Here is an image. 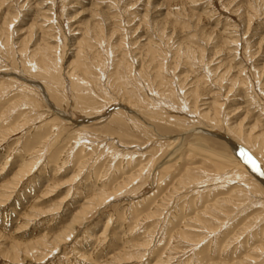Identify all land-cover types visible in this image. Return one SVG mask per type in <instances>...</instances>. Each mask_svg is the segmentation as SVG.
Wrapping results in <instances>:
<instances>
[{
	"label": "rangeland",
	"instance_id": "1",
	"mask_svg": "<svg viewBox=\"0 0 264 264\" xmlns=\"http://www.w3.org/2000/svg\"><path fill=\"white\" fill-rule=\"evenodd\" d=\"M0 2H1L0 20H1V17L5 15V12L6 13L8 12V10H9V13L11 14L17 11L16 13L19 19L17 21L14 20L16 23L12 25L14 27L13 30L17 31L13 37L14 41L17 43L21 41V39H23L24 37H27V34H29V31L27 32L28 30L27 28H29L30 25L32 24L33 25L36 24L35 22L36 20H39V22L43 23V19H46V18L48 19V17L53 16L52 21L56 20V22L55 23L52 22L54 24L52 26H55L56 30L58 29L57 31L55 30L54 32L58 34V32L61 30L62 33L66 36L65 38L67 39L66 40L64 38L67 41V47L64 49L62 47V49L58 51V53H60L62 57H64V68H62V71H65V72H63V74H66V71H67L66 67L70 64V62L75 60L74 64L75 62L78 63V58L76 57L78 56V54L76 55V52L78 51L79 48H81L82 42H84L82 37H85V36H83V34L89 30V26H91V24L93 25L95 21H101L102 23H104V28L107 32H110L112 28H114L115 30L118 29L116 30L118 33L116 32L115 36L111 40L112 44H115L120 38L126 39L125 42L128 45L125 46L124 48L126 49L125 51L129 53V59L131 60V62H133V70L135 74H137L136 72H138L140 68V63H142L141 62L142 58L141 60L139 59L140 58L139 53H141L142 51L146 52L145 50H146L148 43L152 45L156 43L155 46L160 44L159 47H160L161 52L164 51V53L168 55L167 57V55L165 54L166 55L165 58L167 59H165V64H164L165 65V69H164L165 75H167L166 79H168L169 81H172L174 86H178L177 84H180L178 81V77L180 76L179 77L180 80L181 78L184 77V82H181V83L184 84L185 82H187L188 84L186 83V86L185 84H184V87L182 86L183 91L186 88L189 94H186L187 92L185 93L186 91L185 90L183 93V95L185 94L184 96L181 95L182 96L181 98L177 96L178 100L174 101L175 104L172 103L173 105L172 107L175 108L177 113L176 112L174 113V111H172L174 109H172L171 107V109H169L170 112L168 111L169 115H172V116L177 115L178 117H183V118L186 117L185 119L186 121L189 118L187 123H185L187 126L192 125V123L196 124V122H197L196 125H199V128L203 126L201 124L202 123L201 120H199V117L196 114L191 113L192 110L190 109L191 107L190 105L192 106L197 105L195 104L196 99H191L190 97L187 96V95H191L192 88L196 85L195 83H198V82L199 84L201 83L199 86H202L200 87L202 91V96H201V99L200 97L199 99L203 101V103H205V101L206 102L210 101L211 103L213 102V103H218V104L223 103L222 104L223 109H225L224 112L227 114V117H226V114H224L225 117L222 116L223 119L221 118L222 121L225 122L226 124L224 126L222 124L221 126H218L221 128L216 129L217 128L216 126L213 131V129H211L210 127H207L206 125L202 127L203 129L205 128L209 131H213L217 133V136L215 137L211 135L208 136V134H197V133L194 134L193 132L191 133V131L188 132L190 128H188L187 126L183 128L182 127L178 128L179 126L177 125H176L177 127L175 126L176 123L169 125L170 123H174L175 121L167 122V124H165L166 121H163L162 123L156 120L154 121V119H151V115L155 113V110L154 108L148 107L152 103H149V105L147 106L148 108L146 107V110H147L146 115L142 113L143 114L142 116L140 115V112L137 111L138 109L134 110V108H132L133 109L132 111L131 106L128 105V103L121 101L120 99H118L120 103L117 101L116 103L112 102L110 103L109 106H107L108 110H106V108L103 110V112L106 110L105 113L102 112L104 117H101L102 116L101 113H100L101 115L88 116L84 114L86 113L85 111L87 110V114H88L89 110L91 111L93 109H96L97 108L96 106L100 105V103H96V102L100 101V97H103V96L106 97L107 94L99 91L98 93L99 96H97V98L95 99L97 101H95L93 104L91 103L92 105L89 104L90 106L87 105L88 109H86V106H85L84 109L86 110L83 111L84 105L82 106L80 104L77 107H75V102H74L75 100L73 98V89H71L72 88L71 81L68 77L69 75L67 74L66 76L64 75L65 77L64 90L66 91V93L64 92V94H62V98L55 95L57 98L55 99V97L53 98V96L48 95L47 97L48 100H44L40 102L41 107L37 111H34L33 109H31V107L27 105L26 102L22 103V101H18L19 91L15 90L16 89L15 85H11V84L0 85L1 87L0 89L5 88L7 86L9 87V89H11V90H7L10 92V94L7 95V97L4 96L5 98L0 99V128H1L0 129V133H1L0 134L1 135L0 136V140H1L0 142V190L2 189L3 185L11 184L10 182H12L13 178L18 174L19 169L21 170V168H23V165L26 166V163L28 165L30 161L31 162L37 161L33 170L29 172L28 175H26L25 179H22L21 181L22 184L20 183L21 185L19 184V187H16L14 189L13 191L14 193L12 197L9 198L10 200L9 199L6 201L4 200V204L1 203L0 205V234L5 235L7 238L6 240L2 242L1 245L6 244V243L7 245H11L13 241L34 242L36 240L41 239L43 236L52 238V236L54 237L56 235H59L66 228V226L70 223V221L72 220V217H74L78 212H80L82 208H84V206H86L87 203L90 202V199H92L94 195L96 194L99 195L101 188L103 189V187L106 186L104 190H107L110 193L112 192V190L114 191V188H116V186L114 184L109 186L107 182V180H109V178L115 174V171L112 168L121 169V167H123L124 170L126 169L125 171L124 170L122 171L123 173H126V175H123V178H125V180L127 179L128 177L127 175L128 174L130 175V172H128L127 170V158L124 157L123 153L128 154V156L132 158L138 157L139 160L137 159L138 160L137 162L139 163L141 162L140 164L145 165L148 162L149 157L148 156H147L148 158L147 157L145 158V156L142 157L143 152L147 154L149 153V150L151 149V151L153 150V153H154V149L158 150L160 148L158 151V155L160 156L158 157L157 155V157L155 158V159L158 158L156 161V166H153V168H155V171H154L155 173L154 172L152 173L149 171L150 174L152 173L151 178H149L148 181H143L142 189L140 188V190H138L137 193H127L126 195L123 193L121 195V193H119L117 195L118 197L114 198L115 200L110 199L109 202L107 201L108 203L106 202V204H103L97 207L93 211L92 214L86 217L87 219L84 221V223L81 224V226H78V228H76L75 233L77 235L74 234V237H72L71 239L69 238L70 241L68 240L66 246L65 247H63L64 245L62 246L63 250L61 251V253L59 251H58L59 254L58 253L56 254V252H53L54 253L52 254V256L54 255L53 257L50 255L48 259H45L44 261H41V262L39 261L41 259V256L38 255L37 259L36 260L34 259L35 261L33 259H29L26 262L19 263V262H13L11 260L6 259L3 256V254H1L0 252V264H220V263L221 264H227V263L228 264H237V263L238 264L239 263L240 264L241 263L259 264L258 260L263 258L262 254H264L263 251L262 252L259 251L260 247L262 248L264 246V208H263L264 205H261L262 203H264V198H263L264 197V191H263L264 186H262V184L260 185L261 193L263 192L262 194L258 195L250 190L251 192L248 191V194H249L248 195L246 192V189L249 190L248 188H250L251 186V184H249L250 182L242 181L243 182L242 183L240 182V180L239 181L236 180V183L235 182L231 183V185L229 184L228 186L224 185L223 187L224 190H223L221 187L222 185H220L222 183L220 180L221 179L223 180L227 176H229L230 175L229 173H232L231 175L235 174L236 169L238 170V167H239V170L237 171L236 174H238L239 172L248 174L249 168L250 169L253 168L251 163L249 165H246L238 157V155L242 156L244 160L245 158L243 154H241L238 151H237L238 155L235 154L234 148L231 147L230 143H233V145H237V147H238V144L232 138L231 133L228 132L227 125H230V124L236 125L237 123L239 124L245 118V121H244L245 127H249V126H253L254 124H257L258 126H260L259 130L264 131V125H262V123L264 122V4L262 3V1L261 0H54L55 8L54 7L49 8L51 5L44 6L45 8L43 6L41 7L43 10L45 9L44 11L43 10L41 11L42 16L36 13L37 9L35 11L34 6L32 5V3L34 4L39 3V2H35V0H32V2L29 4V7L25 5L23 0H0ZM31 8L33 10H31ZM18 9H19V12H18ZM49 9H51L50 10L51 14L47 13L48 15L44 16V13L47 12ZM53 10H54V13H53ZM145 14L148 15L147 18L144 16ZM108 18H110L111 20L108 21L107 20ZM161 27H166V34L168 35L169 39L161 38L160 36ZM48 28H49V24L48 26L45 27V29L40 28L38 30H35V34H34L35 38L33 39L32 44L30 43V40H28L27 41L29 42L28 45L32 46L35 43L36 45H38L42 43V41L45 43L46 38H47L46 36H49L48 41L51 42L50 44H52L53 43V40L51 38L52 33L47 32ZM19 30L20 32H18ZM44 32L47 34H45ZM18 33L20 34L18 35ZM21 33H23V35ZM231 36L233 37L235 36L234 37L235 39L234 38L233 39L234 41H238V42H234ZM89 37L91 38V36ZM170 39H171V42L168 41ZM92 40L95 42L93 38ZM173 41L175 42V44H178L179 42L195 43L197 45L196 48L199 49V51H200V47H202L201 49L205 51V61L208 63V68L206 69V72H205V66H202L199 60L190 59L191 62H189V60L188 61L185 60V62H183L181 59L176 60L175 54L177 52L176 51L177 45L172 46ZM77 42L79 43L81 42V44H78ZM77 44L78 46L79 45L81 46L78 47ZM230 44L232 45L230 46ZM16 47H15L16 49L19 48L18 45ZM78 57L79 59H81L80 58L81 55H79ZM16 60L19 61L20 63L22 62L20 54H17ZM2 61L5 63L8 62L7 60H4L0 57V82L2 80V77H5L7 81L8 80L10 81V79H16L18 74H12V71L13 73L15 71L12 69L11 65H9L8 63L5 64ZM224 62L227 64H225ZM222 64H225V65L223 66ZM238 68L241 70H239ZM211 69L213 70V72ZM228 69L231 70L230 71L231 74L229 73V76L228 75L226 76L227 79H224L222 81L221 80L222 76L225 73H227ZM9 71L11 73H9ZM97 71H99V69H97ZM147 71L149 70H146V73H145L146 75H147ZM172 74L175 77L178 76L176 77V80H174V82L171 79ZM207 75H210V76L207 77ZM219 75L221 77H218ZM239 75L241 76L239 77ZM185 76H187V78ZM215 76L217 78H215ZM200 77L202 78L201 81L203 82L199 81ZM232 78H234V80L238 82L237 83L233 82ZM17 79H19V77ZM34 80H37V82L34 81L36 83L32 82L33 83L32 85H35V84L37 85V86L35 85V87L40 88L38 86V84L40 83L43 85L42 81L40 82L38 78ZM11 81L14 82L15 80H11ZM221 81H222V84H221ZM224 82L225 84H223ZM135 83L137 82H133L132 84L133 86L131 85V87L133 88L137 87ZM13 91H16V92L13 93ZM228 92L230 94H228ZM217 94H219L220 96ZM222 94L224 95V97ZM64 95L67 97V99L65 98ZM49 97H51V99ZM185 98L186 99L190 98V99L187 101ZM202 98L203 99L206 98V99L202 100ZM222 98H224L225 104ZM183 99L187 101L189 104L187 105L186 104L187 102L186 103L183 102L184 101ZM169 100H170L169 98L165 100V102L167 101V104L165 105L167 106L171 105V102L173 100H171V102ZM193 100H195V102ZM199 101H197L198 106L201 105V108H202L204 105L201 103V101L199 103ZM226 101L229 105H227ZM55 102L57 103V105H55ZM190 102L191 103L193 102V104H191ZM48 103H51L53 108L52 107L49 108ZM123 103L124 105H122ZM94 104L95 105L97 104V105L95 106ZM181 105L187 108V109L186 108L183 109L182 111L183 113L180 112L183 108ZM225 105H226V108H225ZM1 106L2 108L3 107L4 108L2 109ZM80 106L83 109L82 111H81ZM122 107L124 109L127 108L126 109L127 113L132 115L134 120L137 119L136 121L139 122L141 127L137 128L135 127V125H130L131 126L130 127L128 126L129 123L127 124L125 123L126 126L122 128V130L123 129L125 130L122 131L120 127L117 128L116 125L114 126L112 124L111 114L116 113L119 110H123ZM241 107L243 109H241ZM150 109L152 110V112H150L151 111ZM261 109L263 110V112ZM46 110H47L49 117L43 119L45 120L43 124L44 123L50 124V122L52 121H56V123H60V124H58L57 127H54V128L48 124L46 125L47 130H45V127H43L44 129L43 128L36 129V127H41L43 125L42 123H38L37 124L38 126H36L30 131L27 128L28 125L30 124L29 127L31 128L32 126L31 124H33L32 122L34 121L36 122L39 120V117L37 114L42 111H46ZM49 110L52 113L49 112ZM56 110L57 111L61 110L65 116H68L71 118L72 122L70 121L69 123H66L62 119L57 118ZM185 110H188L187 112L188 114H186ZM123 111L126 112L125 110ZM14 113L15 114L17 113V114L15 115ZM32 113H34V116L36 114L38 118H36V116L32 117L33 115ZM27 115L30 116L29 118H31V119L28 118V121L29 120H32V121H29L28 125L22 128V130L25 128L22 131L21 127L19 128V125L20 123L23 124L24 121L26 122V118L28 117ZM139 115L141 117H139ZM20 116L22 117V119ZM193 116L198 119L194 118ZM17 117H19L18 120H17ZM32 118H34L35 120ZM190 119L193 121H191ZM194 119H196V122ZM13 120H15V122ZM16 121L19 123H17ZM8 124H13L12 125L13 127L12 126H10L11 128L8 127L7 126ZM172 125H174L175 127ZM81 127H83V129L86 130V134L84 135L89 134L87 138H85L86 136H82L83 137L82 138L83 140L81 139L82 144H85V145L91 144L90 149L91 148L94 149L95 154H98L99 152L100 155L98 154L99 155L98 157L102 158V160L104 159L103 160L104 162L99 158L100 160L97 162L96 166L92 167L86 164V166L82 167V165H80L77 161L75 160L73 161L71 157L68 158L69 155L67 153L70 152L71 144L74 143V138L76 137L75 136L76 132H78ZM12 128H15L16 131L12 132L11 135L7 139L2 138L3 136L2 132L5 131L6 133H9L10 131H12ZM184 128H186V130ZM115 129H117L118 131ZM224 129H226L227 131ZM42 130L45 133H43ZM48 130L50 132H48ZM125 132L126 134H124ZM46 133H48V135ZM43 134L45 138L42 136L41 139L42 138L43 139L41 141V139L39 138ZM56 134L59 136H57ZM158 134L161 136H157ZM199 135H201V137H199ZM56 136L59 137L58 140L61 139L60 141L62 143H60L59 141V143L57 142L55 146H53V149L52 148L46 149V147L51 142V141H46V139L48 138L47 140H49L50 138H55ZM37 138L38 140H36ZM157 139L160 142L156 141ZM226 139H229L230 143H228ZM198 141L199 142L205 141V143H203V145L201 146V144ZM42 142H43V145H42ZM111 142L112 143L114 142L113 146L115 144L114 147H116V149L119 150V152L115 151V152H112V154L106 153V156L101 155L103 154L101 152V150L103 151L102 147H104L105 144L107 145V143H111ZM204 144H207V145H204ZM92 146H94V148ZM106 147L107 146H105V148ZM129 147L131 149H128ZM64 148L65 150H63ZM239 148L242 149L240 145H239ZM249 149H250L249 147L248 148L243 147V150L241 151L243 153H247L248 155L252 157V159L256 162L257 168L259 169V170H256V169L254 170L259 172V175H262L260 174V172H264V161L262 160L263 161L262 162L261 158L256 153H254L252 150L251 152ZM161 151L163 153H161ZM47 153H50V154H47ZM107 154H108V157H107ZM27 155H29L30 157ZM38 157L40 158L39 160H37ZM106 157L107 159H105ZM110 157L112 158L111 160L113 162L110 160ZM151 157L153 156H150V158ZM179 157L181 158V160ZM168 159L171 160L168 163V165H166L165 168L161 167L160 169L157 170V166H160L161 164L166 162L165 160H168ZM22 160L23 162H21ZM216 161H218L219 164L216 163ZM87 165L90 166V168ZM236 165H238V167ZM242 166H244L243 167L244 169L242 168ZM85 167H86V170H84ZM234 170H235V173H233ZM250 174H248V181L254 179L252 174L251 175ZM118 176L120 177V178L118 177L119 179L122 178V176L120 175ZM145 176L147 177V174ZM189 176H192L193 178L192 181L188 182L189 184L187 183L189 187L184 185V188L182 186L180 187L181 191L178 190L177 192H173V187L175 186V184L177 186L180 180L182 181L184 178L186 179ZM174 177L176 179H174ZM162 178L164 179L163 182L167 183V186L169 185L171 186L164 187L165 184L161 182ZM194 179L197 182L193 181ZM213 180H216V181H213ZM160 183H162V186H163V188L160 190L161 194L159 196L158 195L155 196V198L152 199L153 202L151 201L147 203L149 207L147 204L143 205V207L142 205L141 206L135 205L136 208L135 206H131L132 203H135V202L137 203L141 198H144V197L148 198L151 194L158 191L160 187ZM209 185L210 186L215 185V187L209 188L210 187ZM130 186L134 188V186L136 185L133 183ZM204 186L206 190L203 188ZM197 187L201 190H199ZM216 187H219V189H217ZM233 188H237V190ZM125 189L126 188H124L123 192L128 191L127 189L126 190ZM240 189H242V191H245V192H241ZM187 192L189 194H187ZM176 193L180 195L178 196ZM0 194H1V191H0ZM230 194L232 195L230 196ZM244 194L246 197L244 196ZM215 195L216 196L218 195L219 197L217 196V198H215L216 197ZM256 195L259 197H257ZM202 196L204 197V199L202 198ZM205 196H207L206 197L207 202H204ZM237 196H238V199H237ZM193 198H195V200ZM201 198L203 199L202 203H200L199 201V203H197L196 205L197 200H200ZM252 198H254L258 203L254 201V199ZM166 199H167L166 203L169 205L168 206L167 204H165L167 206V209L165 206V210H164V206H163L162 208H160L162 213L159 210L160 214L157 215V218L151 217L152 212L155 210L154 209L155 205H158L159 203H163L162 201ZM169 199H172V201ZM228 199L229 201L231 199L234 200L237 205L234 206L232 203H228ZM240 199H242V201ZM249 199L251 200L249 201ZM252 200L255 202L254 204L256 205L253 204ZM62 201H64L63 203L64 205L62 206L61 211H60V209L58 208L61 206L60 204L62 203ZM238 201L241 203H239ZM193 204L195 207L192 206ZM68 206L70 208H68ZM138 206L139 208H137ZM132 207H134L135 209ZM144 207L146 211L143 212L142 209L145 210ZM147 207H148V211H147ZM54 209H57L59 211L54 210ZM51 210H53L52 211L53 213L51 212ZM135 210L139 212H136ZM68 212L69 213L72 212V213L69 215ZM134 212H136L137 214H134ZM67 214L70 217H68ZM136 215H138L139 217L137 218L134 217ZM179 215H180L179 219L181 220L180 222L182 223L180 224L179 222L178 224H176L177 225L176 227L171 226V228L169 227L167 230L166 225L168 224V221H169L168 218H172L173 216H179ZM210 215L211 217L208 218ZM158 216L160 218H158ZM61 217L63 218L61 219ZM231 217H234V218L230 220ZM196 219L197 220L199 219L198 221H200V219H203L201 220V222L202 221L204 222V220L206 222L209 221L208 226L211 228H216V226L217 227L219 226V223H216V221L220 223L221 221L222 223H226L228 221L227 222L228 224L226 226L227 229L225 227L222 233L218 236L221 240L216 239L218 241L217 242V241H213L215 240L213 239L211 242H214V243L208 242V245L206 244L205 247L203 246L200 247L202 249H206L204 253V257H202V261L200 262H198L194 254L192 253L185 254L183 252L186 250H191L190 248H193V246H190L189 244L178 243V241L175 239L173 240V243H172V239L170 240L171 236H173L174 238L178 232L183 231V230L185 232V233L183 232L184 234H186V232L188 231L191 237L194 238L197 234V233H194V229L202 230L201 227H203L206 224L204 223V225H202L200 222H196L197 221ZM211 219H213V221ZM214 220L216 221L214 222ZM149 223L151 224L153 223L152 225L154 227H152V225ZM186 224L189 226H185ZM210 224H212V226ZM188 227H191V228L193 227V229L191 230V228H188ZM233 228L235 229L238 228V229L235 230ZM145 229L148 232L151 231L153 233H148L146 232ZM245 229H247V231ZM223 233L226 237L223 235ZM204 234L198 233L197 238L199 236L201 237V235L204 236ZM208 234L210 236L211 233H208ZM208 234H206V236H208ZM167 235H168V238H167ZM197 238L195 237L194 239L197 240ZM224 242L226 243V245ZM167 243L169 244L167 245ZM219 243H221L220 247H219ZM65 248H67L68 250ZM256 248L257 249L259 248V249L257 250ZM254 250H256L257 252H255ZM254 254L255 256H253ZM129 256L132 258H130ZM251 256L256 257L255 258L256 261H254V263L253 261L250 260L252 258ZM248 259L250 260V262L247 261Z\"/></svg>",
	"mask_w": 264,
	"mask_h": 264
},
{
	"label": "bare ground",
	"instance_id": "2",
	"mask_svg": "<svg viewBox=\"0 0 264 264\" xmlns=\"http://www.w3.org/2000/svg\"><path fill=\"white\" fill-rule=\"evenodd\" d=\"M24 1V3H25V5H27V7H29V4L32 2V0H23ZM262 1V3L264 4V0H261ZM2 2V1H1ZM1 2H0V4H1ZM35 2H39V3H37V4H34V3H32V5L34 6V8H35V11H36V9H37V14L38 15H41L42 16V6L44 7V6H48V5H51L49 8H53L54 6H55V2H54V0H35ZM19 3V2H18ZM3 4V3H2ZM5 4V3H4ZM14 5H15V3H14ZM24 5V6H25ZM23 6V5H22ZM20 7H21V5H20ZM19 7V8H20ZM2 8V7H1ZM45 8V7H44ZM55 8V7H54ZM21 9V8H20ZM22 9H23V7H22ZM31 10H33L32 8H31ZM45 10V9H44ZM43 10V11H44ZM50 10L51 9H49L47 12H45L44 13V16L45 15H48V14H51V12H50ZM128 11V10H127ZM17 12V11H16ZM9 13V10H8V12L6 13L5 12V15H3V17H1V20H0V57L2 58V59H4V60H7L8 62H6V63H8L9 65H11V67H12V69L15 71L14 73H13V71H12V74H18V76H17V78L19 77V79H10V81L8 80H6L5 79V77H2V80H1V82H0V85H2V84H11V85H15L16 86V91H19V94H18V101H22V103H27V105H29L30 107H31V109H33L34 111H37L41 106H40V102H42V101H44V100H48V95L49 96H53V98L55 97V99H57L56 98V96H58V97H60V98H62V94H64V92L66 93V91L64 90V85H65V77H64V75L66 76V74L67 75H69L68 77H69V79H70V81H71V85H72V88L71 89H73V98H74V102H75V107H77L78 105H84L83 106V109L85 108V106H86V109H88L87 108V105H89V104H93L95 101H97V100H95L96 98H97V96H99V91H101V92H103V93H105V94H107L106 95V97H100V101L99 102H96V103H100V105H98V106H96L95 104V106L97 107H95L96 109H93V110H89L88 111V114H87V110L86 109H82L81 108V106H80V108H81V111L83 110V111H85L86 113H84V114H86V115H88V116H92V115H101L102 114V112H103V110L106 108V110H108V107L107 106H109L110 105V103H112V102H114V103H116V101L117 102H119L120 103V101H118V99H120L121 101H123V102H126V103H128V105H130L131 106V109L132 108H134V110L135 109H138L137 111L138 112H140V115L142 116L143 114L144 115H146V107L149 105V103H152L151 105H149L148 107L149 108H154V110H155V113L154 114H152L151 115V119H154V121L156 120V121H159V122H163V121H166L165 122V124H167V122H174V123H168L169 125H171V124H175V126L177 125V126H179L178 128H180V127H185V126H187L185 123H187V121H188V119H187V121L185 120L186 119V117L185 118H183V117H178L177 115H169V109H171V107L173 106L172 105V103H174V101L175 100H178L177 99V96H179L180 98L182 97V96H184L183 95V93H184V91L186 90V88L184 89V91H183V87H184V84H185V86H186V83L187 82H185L184 84L183 83H181V82H184V77L183 78H181V80L179 79V77L178 76H176V77H178V81H179V83L180 84H177L178 86H174L173 85V83H172V81H169L168 79H166L167 78V75H165V71H164V69H165V59H167V58H165L166 57V53H164V51L163 52H161V50H160V44H158L157 46H155L156 45V43L154 44V45H152V44H147V47H146V52H141V53H139V59L141 60V58H142V60H141V62L142 63H140V68H139V70H138V72H136L137 74H135V72H134V70H133V62H131V60L129 59V53H127V51H125L126 49L124 48L125 46H127L128 44L125 42V40L126 39H122V38H120V39H118V41L115 43V44H112L111 43V40L113 39V37L115 36V34H116V30H118V29H114V28H112V30L110 31V32H107L106 30H105V28H104V23H102L101 21H95L94 23H93V25L91 24V26H89V30L88 31H83V32H85L84 34H83V36H85V37H82L83 38V40H84V42H82V44H81V42L79 43V42H77L78 44H81V45H79V46H81V48H79L78 49V51L76 52V55L78 54V56L79 55H81V59H79V57L78 56H76L77 58H78V63H76L75 62V64H74V61L75 60H73L72 62H70V64L66 67V69H67V71H66V74H63V72H65V71H62V68H64V57H62V55L60 54V53H58V51L59 50H61L62 49V47H63V49L64 48H66L67 47V39L65 38L66 36L62 33V31L60 30L59 32H58V34H56L54 31L56 30V28H55V26H52V25H54L52 22H56V20L55 21H52V17H48V19L46 18V19H43V23L42 22H39V20H36L35 22H36V24H32V25H30V27L29 28H27L28 30H27V32L29 31V34H27V37H22L23 39H21V41H19L18 43L17 42H15L14 41V39H13V37H14V35L16 34V32L17 31H15V30H13V26L12 25H14V23H16L15 21H17L18 19H19V17L17 16V13ZM18 12H19V9H18ZM2 13V12H1ZM28 13V12H27ZM48 13V14H47ZM53 13H54V10H53ZM4 14V13H3ZM13 14H14V16H13ZM19 14V13H18ZM1 16H2V14H1ZM116 16V15H115ZM146 18L148 17V15L147 14H145L144 15ZM97 17V16H96ZM109 17V16H108ZM41 18V17H40ZM43 18V17H42ZM243 18V17H242ZM60 19V18H59ZM114 19V18H113ZM143 19V18H142ZM15 20V21H14ZM95 20V19H94ZM108 21L109 20H111L110 18H108L107 19ZM116 20V19H115ZM34 21V20H33ZM9 22V23H8ZM46 23H48L49 24V28H48V30H47V32H51L52 33V35H51V38H52V40H53V43L52 44H50L51 42H49L48 41V39H49V36H46L47 38H46V41H45V43L42 41V43H40V44H38V45H36V43L35 44H33L32 46H30V45H28V43L29 42H27L28 40H30V43L32 44V41H33V39L35 38V36H34V34H35V30H38V29H40V28H43V29H45V27L46 26H48V24H46ZM67 24V23H66ZM121 24V23H120ZM11 26H12V28H11ZM16 26V25H15ZM58 26V25H57ZM118 26V25H117ZM33 29V30H32ZM47 29V28H46ZM58 30V29H57ZM56 30V31H57ZM24 31H26V30H24ZM68 31V30H67ZM18 32H20V30L18 31ZM78 32V31H77ZM107 32V33H106ZM45 33V32H44ZM79 33V32H78ZM77 33V34H78ZM80 33H81V31H80ZM118 33V32H117ZM159 33V32H158ZM250 33V32H249ZM20 33H18V35H19ZM22 35H23V33H21ZM45 34H47V33H45ZM74 35H76V34H74ZM25 36V35H24ZM42 36V35H41ZM89 36H91V38L89 37ZM160 36H161V38L163 39H169L168 38V35L166 34V27H161V33H160ZM235 36H237V35H235ZM234 36V37H235ZM69 37V36H68ZM107 37V38H106ZM109 37V38H108ZM232 37V40L234 41V37L233 36H231ZM66 40H65V39ZM92 38L95 40V42L92 40ZM111 38V39H110ZM230 38V37H229ZM234 38V39H233ZM237 38V37H236ZM19 39H20V37H19ZM110 39V40H109ZM45 40V39H44ZM168 41H170L171 42V39L170 40H168ZM195 42V41H194ZM234 42H238V41H234ZM234 42H232V43H234ZM34 43V42H33ZM152 43H153V41H152ZM226 43V42H225ZM231 43V42H230ZM78 44H77V46H78ZM195 43H185V42H179L178 44H175V42L173 41V43H172V46H175V45H177V47H176V54H175V59L177 60V59H181L183 62H185V60L186 61H188L189 60V62H191L190 61V59H195V60H199L200 62H201V65L202 66H205V72H206V69L208 68V63L205 61V51H203L201 48L202 47H200V51H199V49H197L196 48V44L194 45ZM238 44V43H237ZM19 46V48H20V50H19V48L18 49H16L17 47L16 46ZM142 45V44H141ZM201 45V44H200ZM232 44H230V46H231ZM239 45V44H238ZM78 46V47H79ZM145 46V45H144ZM16 47V48H15ZM136 47V46H135ZM238 47V46H237ZM142 48V47H141ZM74 49V48H73ZM144 49V48H143ZM94 50H95V52H94ZM142 50V49H141ZM202 50V51H201ZM205 50V49H204ZM238 50V49H237ZM69 51V50H68ZM230 51V50H229ZM61 52V51H60ZM74 52V51H73ZM236 52V51H235ZM80 53V54H79ZM82 53V54H81ZM17 54H20V56H21V60H22V62L20 63L19 61H17L16 60V56H17ZM166 54V55H165ZM238 54V53H237ZM75 55V54H74ZM92 57H91V56ZM141 56H143V57H141ZM230 56V55H229ZM233 56V55H232ZM236 56V55H235ZM167 57H168V55H167ZM234 57V56H233ZM18 59V58H17ZM77 60V59H76ZM181 60H180V62H181ZM226 60V59H225ZM227 60H228V58H227ZM232 60V59H231ZM236 60V59H235ZM3 62V61H2ZM197 62V61H196ZM212 62V61H211ZM210 62V63H211ZM226 62V61H225ZM224 62V63H225ZM233 62H235V61H233ZM3 63H5V62H3ZM5 63V64H6ZM223 63V62H222ZM198 64H199V62H198ZM197 64V65H198ZM225 64H227V63H225ZM225 64H222L223 66L225 65ZM200 65V66H201ZM209 65H211V64H209ZM199 66V65H198ZM167 67V66H166ZM176 67V66H175ZM246 67V66H245ZM5 68H6V66H5ZM8 68V67H7ZM97 69H99V71H97ZM239 69V68H238ZM8 70V69H7ZM6 70V71H7ZM146 70H149V71H147V75L145 74L146 73ZM212 70V69H211ZM229 70V69H228ZM227 70V73H223L222 75V81L224 80V79H227L226 78V76L228 75L229 76V73H230V71L231 70H229L228 71ZM239 70H241V69H239ZM3 71V70H2ZM191 71V70H190ZM210 71V70H209ZM212 72H213V70H212ZM216 72V71H215ZM239 72H241V71H239ZM239 72H237V73H239ZM243 72V71H242ZM247 72V71H246ZM9 73H11L10 71H9ZM244 73V72H243ZM231 74V73H230ZM9 75V74H8ZM214 75H216V74H214ZM242 75V74H241ZM241 75H239V77L241 76ZM210 75H207V77H209ZM176 77L175 76H173V74L171 75V79L173 80V82H174V80H176ZM186 78H187V76H185ZM190 77V76H189ZM214 77V76H213ZM218 77H221L220 75L218 76ZM231 77V76H230ZM7 78V77H6ZM11 78V77H10ZM36 78H38L39 80H40V82L42 81V83H43V85L40 83V84H38V86L40 87V88H38V87H35V85H32L33 83L32 82H34V81H36L37 82V80H34V79H36ZM211 78V77H210ZM210 78H209V80H210ZM215 78H217L216 76H215ZM5 79V80H4ZM201 77L199 78V81H201ZM205 79H207V78H205ZM11 80H15L14 82L13 81H11ZM102 80V81H101ZM187 80V79H186ZM189 80H190V78H189ZM188 80V81H189ZM197 80V79H196ZM195 80V81H196ZM217 80V79H216ZM222 81H221V84H222ZM232 81L233 82H238V81H235L234 80V78H232ZM245 81V80H244ZM36 82H34V83H36ZM104 82H105V84H104ZM133 82H137V83H139V84H137V83H135V85H137V87H135V88H133V87H131V85L133 84ZM193 82H194V80H193ZM201 82H203V81H201ZM217 82V81H216ZM192 83V82H191ZM211 83V82H210ZM212 83H214V82H212ZM188 84V83H187ZM196 85L192 88V87H190V88H192V92H191V95H187L188 97H190L191 99H196V103L195 104H197V105H194V106H192V105H190L191 107H190V109L192 110L191 111V113H193V114H196L198 117H199V120H201V124L204 126V125H206L207 127H210L211 129H213V131H214V128L217 126V128L216 129H219V128H221V127H218V126H221V124L224 126V125H226L225 124V122H223L222 121V116H224V114H226L225 112H224V110L225 109H223V103L222 104H218V103H211L210 101L209 102H206L205 101V103H203V101H201L200 99H201V96H202V91H201V89H200V87H202V86H199L200 84H199V82L198 83H195ZM203 84V83H202ZM216 84V83H215ZM215 84H213V85H215ZM223 84H225V82L223 83ZM231 84H232V82H231ZM235 84V83H234ZM259 84V83H258ZM70 85V86H71ZM190 85V84H189ZM194 85V84H193ZM208 85V84H207ZM217 85H218V83H217ZM228 85V84H227ZM247 85V84H246ZM37 86V85H36ZM133 86V85H132ZM183 86V87H182ZM191 86V85H190ZM220 86V85H219ZM260 86V85H259ZM3 87V86H2ZM187 87H188V85H187ZM223 87V86H222ZM1 88V87H0ZM14 88V87H13ZM104 88H105V90H104ZM189 88V89H190ZM188 89V88H187ZM7 90H11V89H9V87L7 86V87H5V88H2V89H0V99H3V98H5L4 96H6L7 97V95H9L10 94V92L9 91H7ZM13 90V89H12ZM194 90H195V92H194ZM221 90V89H220ZM16 91H13V93H15ZM222 91H224V90H222ZM231 91V90H230ZM187 92V90L185 91V93ZM221 92V91H220ZM233 92V91H232ZM206 93V92H205ZM208 93V92H207ZM219 93V92H218ZM223 93V92H222ZM157 94V95H156ZM186 94H189L188 92L186 93ZM221 94V93H220ZM224 94V93H223ZM222 94V95H223ZM228 94H230L229 92H228ZM56 95V96H55ZM65 95H67V94H65ZM64 95V96H65ZM182 95V96H181ZM204 95V94H203ZM214 95H216V94H214ZM213 95V96H214ZM217 95H219V94H217ZM187 96H185V97H187ZM220 96V95H219ZM8 97H10V96H8ZM46 97V98H45ZM178 97V98H179ZM199 97H200V99H199ZM218 97V96H217ZM223 97H224V95H223ZM227 97H229V96H227ZM50 99H51V97H49ZM53 98H52V100H53ZM59 98V99H60ZM65 98L67 99V97L65 96ZM65 98H64V100H65ZM99 98V97H98ZM165 98V99H164ZM167 98H169L170 100V102H171V100H173L172 102H171V105H169V106H167V105H165V104H167V101L165 102V100L167 99ZM190 98H188V99H186L187 101L190 99ZM214 98V97H213ZM58 99V100H59ZM204 99H206V98H204ZM203 98H202V100H204ZM221 99V98H220ZM223 99V102H224V98H222ZM234 99V98H233ZM236 99H237V97H236ZM184 100V99H183ZM201 101V103L204 105L202 108H201V105L200 106H198V103H197V101ZM215 100V99H214ZM219 100V99H218ZM217 100V101H218ZM227 100V99H226ZM5 101H7V100H5ZM62 101V100H61ZM67 101V100H66ZM70 101V100H69ZM187 101H183V102H187ZM194 102H195V100H193ZM200 101H199V103H200ZM216 101V100H215ZM228 101V100H227ZM227 101H226V103H227ZM68 102V101H67ZM182 102V101H181ZM230 102V101H229ZM232 102V101H231ZM19 103V102H18ZM113 103V104H114ZM125 103V104H126ZM191 103V102H190ZM91 104V105H92ZM175 104V103H174ZM179 104V103H178ZM187 105L189 104L188 102L186 103ZM185 104V105H186ZM191 104H193V102L191 103ZM224 104H225V102H224ZM55 105H57V103L55 102ZM112 105V104H111ZM115 105V104H114ZM122 105H124V103L122 104ZM227 105H229L228 103H227ZM25 106V105H24ZM48 106H49V108H51L52 107V105H51V103H48ZM90 106V105H89ZM129 106V107H130ZM175 106V105H174ZM182 106V105H181ZM45 107V106H44ZM117 107V106H116ZM127 107V106H126ZM147 107V108H148ZM183 108H182V110L180 111V110H178V111H180L181 113H183L182 111H183V109H185L186 107L185 106H182ZM1 108H2V106H1ZM4 108V107H3ZM2 108V109H3ZM9 108V107H8ZM53 108V107H52ZM79 108V109H80ZM91 108V107H90ZM93 108H94V106H93ZM123 108V107H122ZM201 108V109H200ZM225 108H226V105H225ZM30 109V110H31ZM127 109V108H126ZM126 109H124L123 108V110H125L126 112H124L123 110H117L118 112H116V113H112L111 114V119H112V124L115 126H117V128H121V130H122V128H124V126H126L125 125V123L127 124V123H129V125L128 126H130V125H135V127H137V128H139V127H141V125L139 124V122H137L136 120H134L133 119V117H132V115H130L129 113H127V110ZM131 109H129V110H131ZM172 109H174V110H172V111H174V113L176 112L177 113V111L175 110V108H173L172 107ZM176 109H178V108H176ZM187 109V108H186ZM241 109H243L242 107H241ZM240 109V110H241ZM106 110L103 112V113H105L106 112ZM151 110V109H150ZM149 110V111H150ZM262 110V109H261ZM3 111V110H2ZM8 111V110H7ZM18 111V110H17ZM132 111H133V109H132ZM169 111V112H168ZM190 111V110H189ZM227 111V110H226ZM229 111V110H228ZM230 111H231V109H230ZM49 112H51L50 110H49ZM55 112V111H54ZM150 112H152V110L150 111ZM166 112V113H165ZM179 112V113H180ZM185 112H186V114H188L187 112H188V110H185ZM251 112V111H250ZM262 112H263V110H262ZM52 113V112H51ZM50 113V114H51ZM101 113V114H100ZM143 113V114H142ZM149 113V112H148ZM162 113V114H161ZM172 113V112H171ZM227 113H229V112H227ZM15 114V113H14ZM17 114V113H16ZM15 114V115H16ZM19 114V113H18ZM30 114V113H29ZM33 115H32V117H35L36 116V114H35V116H34V113H32ZM56 114H57V118H59V119H62L63 121H65L66 123H69L70 121H71V118L70 117H68V116H65L64 115V113L60 110V111H57L56 110ZM68 114V113H67ZM132 114V113H131ZM138 114V113H137ZM173 114V113H172ZM190 114V113H189ZM22 115V114H21ZM24 115V114H23ZM38 115V117H39V120L38 121H34V122H32L33 124H31L32 126H31V128L29 127L30 126V124L28 125V123H29V121H32V120H29L28 121V118L30 117V116H28L27 118H26V122L24 121V123L23 124H21L20 123V125H19V128L21 127V130H22V128L23 127H25V126H27L28 125V129L31 131L33 128H35L36 126H38L37 124L38 123H42L43 124V122L45 121V120H43V119H45V118H47V117H49V115H48V113H47V110L46 111H42V112H40V113H38L37 114ZM139 115V117H141ZM195 115V116H196ZM255 115V114H254ZM261 115V114H260ZM19 116V115H18ZM25 116V115H24ZM52 116V115H51ZM71 116V115H70ZM192 116V115H191ZM11 117V116H10ZM21 117V116H20ZM26 117V116H25ZM37 116H36V118H38ZM101 117H104L103 116V114H102V116ZM100 117V118H101ZM138 117V118H139ZM147 117H149V116H147ZM194 117V116H193ZM225 117V116H224ZM226 117H227V114H226ZM7 118V117H6ZM14 118V117H13ZM12 118V119H13ZM18 118L19 117H17V120H18ZM24 118V117H23ZM99 118V117H98ZM191 118V117H190ZM194 118H196V117H194ZM222 118V119H221ZM16 119V118H15ZM21 119H22V117H21ZM29 119H31V118H29ZM32 119H34V118H32ZM52 119V118H51ZM145 119V118H144ZM196 119H198V118H196ZM196 119H194L195 120V122H196ZM257 119H259V118H257ZM262 119H263V117H262ZM35 120V119H34ZM41 120V121H40ZM191 120V119H190ZM189 120V121H190ZM228 120V119H227ZM14 122H15V120H13ZM28 121V122H27ZM48 121V120H47ZM110 121V120H109ZM191 121H193V120H191ZM226 121V120H225ZM244 121H245V118L242 120V122L241 123H237L236 125L234 124V125H232V124H230V125H227L228 126V132L229 133H231V135H232V138L234 139V141L235 142H237V144H238V147H237V145H233V143H230V138L229 139H226V141L228 142V143H230V145H231V147L232 148H234V151H235V154L236 155H238V152H240L241 154H243L244 155V153L241 151V150H243V147L245 148V147H249L250 149V151L252 150L254 153H256L260 158H261V161L263 160L264 161V131L262 130H259V128H260V126H258L257 124H254L253 126H249V127H245V125H244ZM260 121V120H259ZM263 121V120H262ZM3 122V121H2ZM2 122H1V124H2ZM17 122V121H16ZM50 122V121H49ZM58 122V121H57ZM72 122V121H71ZM111 122V121H110ZM153 122V121H152ZM228 122V121H227ZM17 123H19V122H17ZM31 123V122H30ZM5 124V123H4ZM45 124V125H44ZM41 127H36V129H38V128H43V127H45V130H47L46 128V125H48L49 123H44ZM58 124H60V123H56V121H52V122H50V126L51 127H57V125ZM72 124V123H71ZM70 124V125H71ZM156 124H158V123H156ZM164 124V125H165ZM196 124H197V122H196ZM196 124H193L192 123V125H189V126H187L188 128H190L189 130H188V132H190L191 131V133L193 132L194 134H208V136L209 135H211V136H217V133H215V132H213V131H209V130H207V129H203L202 127H200L199 128V125H196ZM200 124V123H199ZM13 124H8L7 126L8 127H10V126H12ZM39 125H41V124H39ZM138 125V126H137ZM146 125V124H145ZM162 125V124H161ZM198 126V127H196V126ZM262 125H264V122L262 123ZM261 125V126H262ZM6 126V127H7ZM149 126V125H148ZM172 126H174V125H172ZM174 126V127H175ZM176 126V127H177ZM205 126V127H206ZM13 127V126H12ZM70 127H72V126H70ZM131 127V126H130ZM170 127V126H169ZM11 128V127H10ZM9 128V129H10ZM128 128V127H127ZM134 128V127H133ZM149 128V127H148ZM187 128V129H188ZM225 128H226V126H225ZM1 129V128H0ZM25 129V128H24ZM23 129V130H24ZM27 129V130H28ZM44 129V128H43ZM65 129V128H64ZM129 129V128H128ZM128 129H126V130H128ZM147 129V128H146ZM152 129V128H151ZM176 129V128H175ZM185 130H186V128H184ZM262 129V128H261ZM22 130V131H23ZM41 130V129H40ZM115 130H117V129H115ZM125 129H123L122 131H124ZM201 130V131H200ZM224 130H226V129H224ZM226 130V131H227ZM16 131V129L15 128H12V131H10L9 133H6L5 131H3L2 133H3V136H2V138H5V139H7L10 135H11V133L12 132H15ZM19 131V130H18ZM17 131V132H18ZM39 131V130H38ZM53 131V130H52ZM59 131V130H58ZM118 131V130H117ZM182 131H183V129H182ZM5 132V133H4ZM7 132H8V130H7ZM42 132H43V130H42ZM48 132H50L49 130H48ZM56 132V131H55ZM90 132V131H89ZM129 132H131V131H129ZM187 132V133H188ZM217 132V131H216ZM33 133V132H32ZM35 133H36V131H35ZM40 133V132H39ZM43 133H45V132H43ZM57 133V132H56ZM59 133V132H58ZM61 133V132H60ZM63 133V132H62ZM147 133V132H146ZM154 133V132H153ZM186 133V132H185ZM1 134V133H0ZM47 135H48V133H46ZM64 134V133H63ZM73 134H75V133H73ZM84 134H86V130H84L83 129V127H81L80 128V130L78 131V132H76V137L74 138V143L73 144H71V149H70V152L69 153H67L68 155H69V157L68 158H72V160L74 161H77L80 165H82V167H84V166H86V164H88V165H90V166H96L97 165V162L101 159L102 160V158H100V157H98L100 154H99V152H98V154H95V152H94V149H90V147H91V144H88V145H85V144H82V142H81V139L83 138L82 136H86L85 138H87L88 137V135L89 134H87V135H84ZM124 134H126V132L124 133ZM160 134V133H159ZM157 135V136H161V135ZM37 135H39V134H37ZM54 135V134H53ZM57 135V134H56ZM65 135V134H64ZM131 135V134H130ZM187 135V134H186ZM230 135V134H229ZM230 135V136H231ZM1 136V135H0ZM35 136V135H34ZM44 137V134L43 135H41L40 136V138H39V136H38V138L39 139H41V137ZM57 136H59V135H57ZM55 137V138H50L49 140H47L46 139V141H51L50 143H49V145L46 147V149L48 148V149H53V146H55V144L58 142L59 143V141L61 140H58V138L59 137ZM62 136V135H61ZM71 136V135H70ZM37 137V136H36ZM49 137V136H48ZM52 137V136H51ZM72 137V136H71ZM107 137V136H106ZM181 137V136H180ZM199 137H201V135H199ZM1 138V139H2ZM13 138V137H12ZM35 138V137H34ZM38 138L36 139V140H38ZM45 138V137H44ZM62 138V137H61ZM167 138V137H166ZM220 138V137H219ZM43 139V138H42ZM42 139H41V141H42ZM64 139V138H63ZM70 139V138H69ZM162 139V138H161ZM199 139V138H198ZM225 139V138H224ZM83 140V139H82ZM123 140V139H122ZM168 140V139H167ZM171 140V139H170ZM200 140V139H199ZM40 141V142H41ZM44 141V140H43ZM128 141V140H127ZM156 141H158V139L156 140ZM173 141V140H172ZM206 141V140H205ZM205 141L204 142H199L200 144H201V146L203 145V143H205ZM0 142H1V140H0ZM4 142V141H3ZM158 142H160V141H158ZM195 142V141H194ZM60 143H62L61 141H60ZM64 143V142H63ZM66 143V142H65ZM114 143V142H113ZM113 143L111 142V143H107V145L105 144V146H107L106 148H105V146L104 147H102V149H103V151L101 150V152L103 153V154H101V155H104V156H106V153H111L112 154V152H115V151H118L119 152V150H117L116 149V147H114L115 146V144H114V146H113ZM128 143V142H127ZM157 143V142H156ZM208 143V142H207ZM20 144V143H19ZM25 144V143H24ZM99 144V143H98ZM124 144V143H123ZM130 144V143H129ZM132 144H133V142H132ZM163 144V143H162ZM171 144V143H170ZM170 144H169V146H170ZM194 144V143H193ZM199 144V145H200ZM42 145H43V142H42ZM204 145H207V144H204ZM229 145V144H228ZM239 145H240V147H242V149L241 148H239ZM25 146V145H24ZM27 146V145H26ZM58 146V145H57ZM60 146V145H59ZM68 146V145H67ZM121 146V145H120ZM158 146V145H157ZM166 146V145H165ZM93 148H94V146H92ZM160 147V146H159ZM163 147V146H162ZM167 147V146H166ZM200 147V146H199ZM45 148V147H44ZM100 148V147H99ZM56 149V148H55ZM124 149V148H123ZM128 149H131L130 147L128 148ZM142 149H144V148H142ZM160 149V148H159ZM159 149L158 150H156V149H154V153H153V150L151 151V149L149 150V153H145V152H143V155H142V157H144L145 156V158L148 156L149 158H150V156H153V157H151L150 159L148 158V162L144 165V164H140L139 162H137L138 160H139V158L138 157H129L128 156V154H124L123 153V155H124V157H126L127 158V170H128V172H130V175L128 174L127 176V179L125 180V178H123V175H126V173H123V171L122 170H124L123 169V167H121V169L120 168H112L114 171H115V174L113 175V176H111L110 178H109V180H107V182H108V185L109 186H111V185H115L116 186V188H114V191L112 190V192L110 193V192H108L107 190H104V188L106 187V186H104L103 187V189L101 188L100 189V193H99V191H98V193H99V195L98 194H96V195H94L93 196V198L92 199H90V202L89 203H87V205L86 206H84V208H82V210L80 211V212H78L74 217H72V220L70 221V223L66 226V228L59 234V235H56V236H52V238H50V237H47V236H43L41 239H39V240H36V241H34V242H19V241H13L12 242V244L11 245H7V243L6 244H3V245H1L2 244V242L4 241V240H6L7 238H6V236L5 235H2V234H0V252H1V254H3V256L6 258V259H8V260H11V261H13V262H26L27 260H29V259H37V256L38 255H40L41 256V259L39 260L40 262L41 261H44L45 259H48V257L51 255L52 256V254H54L53 252H56V254L58 253L59 254V252L61 253V251L63 250L62 249V246L63 247H65L66 246V244H67V242H68V240H69V238L71 239L72 237H74V234L75 235H77L76 233H75V230H76V228H78V226H81V224H83L84 223V221L87 219L86 217H88L90 214H92L93 213V211L97 208V207H99V206H101V205H103V204H106V202L108 201H110V199H114V198H117L118 196V194L119 193H121V195H122V193L123 194H127V193H137L138 192V190H140V188L142 189V186H143V181H148L149 180V178H151V175H152V173L155 171V168H153V166H156V161H157V159H155L156 157H157V155H158V151H159ZM175 149H177V148H175ZM63 150H65V148L63 149ZM68 150V149H67ZM145 150H147V149H145ZM177 150H179V149H177ZM38 151V150H37ZM36 151V152H37ZM97 151H99V150H97ZM124 151V150H123ZM130 151V150H129ZM238 151V152H237ZM251 151V152H252ZM39 152H41V151H39ZM51 152V151H50ZM62 152V151H61ZM166 152V151H165ZM171 152V151H170ZM174 152V151H173ZM31 153V152H30ZM32 153H33V151H32ZM52 153V152H51ZM161 153H163L162 151H161ZM172 153V152H171ZM176 153V152H175ZM38 154V153H37ZM47 154H50V153H47ZM110 154V155H111ZM159 154H160V152H159ZM182 154V153H181ZM215 154H216V152H215ZM33 155V154H32ZM40 155V154H39ZM46 155V154H45ZM60 155V154H59ZM67 155V156H68ZM164 155V154H163ZM172 155V154H171ZM221 155V154H220ZM27 156H29V155H27ZM57 156H58V154H57ZM56 156V157H57ZM65 156V155H64ZM113 156V155H112ZM160 155H158V157H159ZM178 156V155H177ZM8 157V156H7ZM30 157V156H29ZM107 157H108V154H107ZM107 157L105 158V159H107ZM165 157H166V155H165ZM238 157L241 159V161L243 162V163H245L246 165H249L250 163H248V161H247V159H244L243 160V158H242V156H239L238 155ZM58 158H59V156H58ZM67 158V157H66ZM100 158V159H99ZM164 158V157H163ZM162 158V159H163ZM168 158H170V157H168ZM177 158V157H176ZM180 158V157H179ZM23 159H24V157H23ZM40 158L38 157L37 158V160H39ZM52 159V158H51ZM112 158L110 157V160H111ZM138 159V160H137ZM144 159V158H143ZM165 159V158H164ZM34 160V159H33ZM41 160H42V158H41ZM58 160V159H57ZM104 160V159H103ZM102 160V161H103ZM114 160H115V158H114ZM141 160V159H140ZM145 160V159H144ZM147 160V159H146ZM174 160V159H173ZM180 160H181V158H180ZM52 161V160H51ZM105 161H107V160H105ZM112 161V160H111ZM142 161V160H141ZM163 161V160H162ZM166 162H164L163 164H161L160 166H157V170L158 169H160L161 167H166V165H168V163L171 161V160H165ZM262 161V162H263ZM21 162H23V160L21 161ZM28 162V161H27ZM36 162L37 161H33V162H29L28 163V165H27V163H26V166L25 165H23V168H21V170L19 169V172H18V174L13 178V181L12 182H10L11 184H9V185H3L2 186V189L0 190L1 191V194H0V205H1V203H3L4 204V200L6 201V200H8L10 197H12V195H13V191H14V189L16 188V187H19V184L21 183V181H22V179H25V177H26V175H28V173L29 172H31L32 170H33V168H34V166L36 165ZM67 162H68V160H67ZM104 162V161H103ZM107 162H109V161H107ZM113 162V161H112ZM174 162V161H173ZM240 162V161H239ZM25 163V162H24ZM40 163V162H39ZM111 163V162H110ZM109 163V164H110ZM216 163H218V161H216ZM23 164V163H22ZM21 164V165H22ZM106 164H108V163H106ZM113 164V163H112ZM219 164V163H218ZM217 164V165H218ZM239 164V163H238ZM242 164V163H241ZM87 165V166H88ZM118 165V164H117ZM177 165H179V164H177ZM223 165V164H222ZM90 166H88L89 168H90ZM100 166V165H99ZM106 166V165H105ZM111 166V165H110ZM114 166H115V164H114ZM237 167H238V165H236ZM21 167V166H20ZM101 167V166H100ZM113 167V166H112ZM220 167V166H219ZM236 167V168H237ZM244 166H242V168H243ZM249 167V166H248ZM37 168V167H36ZM163 168V169H164ZM234 168H235V166H234ZM244 169V168H243ZM84 170H86V167H85V169ZM126 170V169H125ZM124 170V171H125ZM238 170H239V167H238ZM237 169H236V173H237V171H238ZM152 172L151 174H150V172ZM179 171V170H178ZM231 171V170H230ZM109 172V171H108ZM111 172V171H110ZM177 172V171H176ZM185 172V171H184ZM228 172V171H227ZM247 172V171H246ZM252 174V176L254 177V179L253 180H250V181H248V174H250V173ZM249 172H248V174L247 173H238V174H236L235 173V170L233 171V173H235V174H233V175H231L232 173H229L230 175L229 176H227L225 179H221L220 181L222 182L220 185H222L221 187H222V189L224 190V185H231V183H236V180L237 181H239L240 180V182H242V181H244V182H250L249 184H251V186H250V188H248L249 190H247L246 189V192H247V194H248V191H252V192H254V193H256V194H258V195H260V194H262L261 193V190H260V185L262 184V186H264V175H259V172H257V171H255L253 168L252 169H250L249 168ZM113 173V172H112ZM155 173V172H154ZM183 173V172H182ZM262 172H260V174H261ZM147 174V177L145 176ZM225 174V173H224ZM223 174V175H224ZM250 174V175H251ZM118 175H120V176H122V180L121 179H119L120 177L118 176ZM184 175V174H183ZM78 176V175H77ZM175 176H176V174H175ZM178 176V175H177ZM235 176V177H234ZM119 177V178H118ZM125 177V176H124ZM173 177V176H172ZM180 177V176H179ZM28 178V177H27ZM75 178V177H74ZM164 178V177H163ZM161 179L160 181L161 182H163L164 181V179ZM30 179V178H29ZM73 179V178H72ZM78 179V178H77ZM99 179V178H98ZM174 179H176L175 177H174ZM181 179V178H180ZM179 179V180H180ZM192 176H189V177H187L186 179L184 178L182 181L180 180V182L178 183V185L176 186V184H175V186L173 187V192H177L178 190L179 191H181L180 190V187L182 186L183 188H184V185H186V186H188L187 185V183L189 182V181H192ZM209 179V178H208ZM76 180V179H75ZM74 180V181H75ZM91 180V179H90ZM73 181V182H74ZM174 181V180H173ZM193 181H196L195 179L193 180ZM213 181H216V180H213ZM25 182V181H24ZM23 182V183H24ZM103 182V181H102ZM155 182H156V180H155ZM197 182V181H196ZM195 182V183H196ZM218 182V181H217ZM216 182V183H217ZM48 183V182H47ZM89 183V182H88ZM130 183V184H129ZM135 184L136 186H134V188L133 187H131L130 185H132V184ZM164 184H165V186L164 187H169V186H171V185H169V186H167V183H165V182H163ZM194 183V184H195ZM220 183V182H219ZM243 183V182H242ZM22 184V183H21ZM20 184V185H21ZM72 184V183H71ZM189 184V183H188ZM198 184V183H197ZM246 184H248V183H246ZM246 184H244V185H246ZM196 185V184H195ZM195 185H193V186H195ZM232 185H234V184H232ZM237 185H238V183H237ZM173 186V185H172ZM192 186V187H193ZM207 186V185H206ZM210 186V185H209ZM189 187V186H188ZM201 187V186H200ZM212 187H215V185L213 186H210L209 188H212ZM221 187H220V189H221ZM233 187V186H232ZM235 187V186H234ZM238 187H239V185H238ZM237 187V188H238ZM240 187H241V185H240ZM124 188H126L128 191H124L123 192V190H124ZM163 188V186H162V183H160V187H159V189H158V191H156V192H154L153 194H151L148 198L147 197H144V198H141L139 201H138V199H137V203L135 202V203H132V205L131 206H137V205H142V207H143V205H145V204H147V203H149V202H151L152 201V199H154L155 198V196H159L161 193H160V190ZM172 188V187H171ZM198 188V187H197ZM204 189H205V186L203 187ZM202 188V189H203ZM208 188V187H207ZM217 189H219V187H216ZM229 188V187H228ZM237 188H233V189H236L237 190ZM244 188V187H243ZM19 189V188H18ZM107 189V188H106ZM112 189V188H111ZM125 189V190H126ZM189 189V188H188ZM191 189V188H190ZM199 189V188H198ZM225 189H226V187H225ZM22 190V189H21ZM199 190H201V189H199ZM206 190V189H205ZM210 190V189H209ZM208 190V191H209ZM16 191V190H15ZM18 191V190H17ZM96 191V190H95ZM186 191V190H185ZM216 191V190H215ZM218 191H220V190H218ZM240 191L241 192H245V191H242V189H240ZM250 191V192H251ZM264 191V190H263ZM92 192H93V190H92ZM91 192V193H92ZM190 192V191H189ZM232 192V191H231ZM235 192V191H234ZM182 193V192H181ZM214 193H216V192H214ZM222 193V192H221ZM173 194V193H172ZM177 194V193H176ZM184 194H185V192H184ZM187 194H189L188 192H187ZM218 194V193H217ZM223 194V193H222ZM235 194H237V193H235ZM239 194V193H238ZM242 194V193H241ZM251 194V193H250ZM131 195V194H130ZM136 195V194H135ZM178 196L180 195V194H177ZM183 195V194H182ZM181 195V196H182ZM203 195V194H202ZM228 195V194H227ZM232 194H230V196H231ZM240 195V194H239ZM238 195V196H239ZM249 195V194H248ZM248 195H247V197H248ZM120 196V195H119ZM185 196V195H184ZM209 196V195H208ZM216 196V195H215ZM214 196V197H215ZM218 196V195H217ZM217 196L215 197V198H217ZM229 196V195H228ZM234 196V195H233ZM232 196V197H233ZM238 196H237V199H238ZM242 196V195H241ZM244 196H245V194H244ZM243 196V197H244ZM257 196V195H256ZM262 196V195H261ZM141 197V196H140ZM169 197V196H168ZM206 197L207 196H205V200H204V202H207L206 200ZM219 197V196H218ZM224 197V196H223ZM246 197V196H245ZM250 197V196H249ZM254 197V196H253ZM257 197H259V196H257ZM170 198V197H169ZM174 198V197H173ZM202 198L204 199V197L202 196ZM201 198V199H202ZM231 198V197H230ZM236 198V197H235ZM251 198V197H250ZM256 198V197H255ZM264 198V197H263ZM165 199V198H164ZM168 199V198H167ZM167 199L166 200H164V201H162L163 203H157L158 205H155V210L152 212V216L151 217H156L157 218V215L158 214H160L159 213V210L161 211V209L160 208H162L163 206H164V210H165V204H167L166 203V201H167ZM176 199V198H175ZM194 200H195V198H193ZM197 199V198H196ZM197 200V202H196V205H197V203H199V201H200V203H202V201H203V199L202 200ZM208 199H209V197H208ZM213 199V198H212ZM233 199V198H232ZM230 200L229 201V199H228V203H232L234 206L235 205H237L236 203H235V201L234 200ZM248 199V198H247ZM252 199H254V198H252ZM258 199V198H257ZM10 200V199H9ZM115 200V199H114ZM169 200H171L172 201V199H169ZM190 200V199H189ZM219 200V199H218ZM241 201H242V199H240ZM251 199H249V201H250ZM259 200V199H258ZM65 201V200H64ZM64 201H62V203L60 204L61 206L58 208V209H60V211H61V208H62V206L64 205L63 203H64ZM155 201V200H154ZM180 201V200H179ZM210 201V200H209ZM254 201H256L255 199H254ZM253 200H252V202H253V204L255 203ZM260 201V200H259ZM107 202V203H108ZM153 202V201H152ZM177 202V201H176ZM181 202V201H180ZM184 202V201H183ZM195 202V201H194ZM216 202V201H215ZM239 202V201H238ZM244 202V201H243ZM257 202V201H256ZM86 203V202H85ZM84 203V204H85ZM193 203V202H192ZM209 203V202H208ZM214 203V202H213ZM239 203H241V202H239ZM258 203V202H257ZM260 203V202H259ZM262 203V202H261ZM73 204V203H72ZM83 204V205H84ZM150 204H152V203H150ZM156 204V203H155ZM206 204V203H205ZM226 204V203H225ZM247 204V203H246ZM249 204V203H248ZM250 204H251V202H250ZM249 204V205H250ZM148 205V204H147ZM146 205V206H147ZM168 205V204H167ZM175 205V204H174ZM178 205V204H177ZM219 205V204H218ZM248 205V206H249ZM254 205H256V204H254ZM254 205H252V206H254ZM259 205V204H258ZM261 205H264V203H262ZM70 206V205H69ZM68 206V208H70ZM136 206H135V208H136ZM169 206V205H168ZM173 206V205H172ZM193 207H195L194 206V204L192 205ZM192 206H191V208H192ZM239 206V205H238ZM148 207H149V205H148ZM148 207H147V211H148ZM171 207V206H170ZM246 207V206H245ZM244 207V208H245ZM251 207V206H250ZM67 208V207H66ZM132 208H134V207H132ZM134 208V209H135ZM137 208H139V206L137 207ZM151 208V207H150ZM197 208V207H196ZM218 208V207H217ZM247 208V207H246ZM263 208H264V206H263ZM64 209V208H63ZM144 209H145V207H144ZM166 209H167V206H166ZM216 209V208H215ZM262 209V208H261ZM54 210H57V209H54ZM72 210V209H71ZM163 210V209H162ZM163 210V211H164ZM197 210V209H196ZM53 210H51V212H52ZM57 211H59V210H57ZM63 211H65V210H63ZM67 211V210H66ZM126 211V210H125ZM136 211V210H135ZM142 211L144 212V211H146V209L145 210H143L142 209ZM150 211V210H149ZM169 211V210H168ZM168 211H167V213H168ZM43 212V211H42ZM50 212V211H49ZM55 212V211H54ZM98 212V211H97ZM136 212H139V211H136ZM136 212H134V214H137ZM165 212V211H164ZM184 212V211H183ZM45 213V212H44ZM53 213V212H52ZM72 213V212H71ZM71 213H69L68 212V214L70 215ZM150 213V212H149ZM161 213H162V211H161ZM176 213V212H175ZM178 213V212H177ZM197 213V212H196ZM207 213V212H206ZM41 214H43V213H41ZM46 214V213H45ZM68 214H67V216H68ZM140 214H141V212H140ZM140 214H139V216H140ZM165 214V213H164ZM184 214V213H183ZM56 215V214H55ZM58 215V214H57ZM65 215V214H64ZM171 215V214H170ZM175 215H177V214H175ZM219 215V214H218ZM59 216H61V215H59ZM66 216V215H65ZM123 216V215H122ZM138 215H136V216H134V217H139ZM145 216V215H144ZM143 216V217H144ZM259 216V215H258ZM68 217H70V216H68ZM163 217V216H162ZM169 217V216H168ZM172 217V216H171ZM211 217V215L208 217V218H210ZM215 217V216H214ZM32 218V217H31ZM57 218H58V216H57ZM63 217H61V219H62ZM158 218H160L159 216H158ZM180 218V215L179 216H173L172 218H168V224L166 225L167 226V230H168V228L170 227L171 228V226L173 227V226H177L176 224H178L181 220L179 219ZM208 218H207V220H208ZM234 217H231L230 218V220L231 219H233ZM244 218V217H243ZM258 218V217H257ZM261 218V217H260ZM66 219V218H65ZM150 219V218H149ZM163 219V218H162ZM216 219V218H215ZM263 219V218H262ZM136 220V219H135ZM144 220H145V218H144ZM155 220V219H154ZM164 220H165V218H164ZM197 220V219H196ZM199 220V219H198ZM196 221V222H200L202 225H204V223H206L203 227H201V226H199V227H201V229L202 230H195L194 229V233H197L196 234V238H197V235H198V233H202V234H204V236H202L201 235V237L199 236L198 238H197V240H195L194 238H192L191 237V235H190V233H188V231L186 232V234H184L185 232H184V230L183 231H180V232H178L176 235H175V237L173 238V236H171V238H170V240L172 239V243H173V240L175 239V240H177L178 241V243H184V244H189L190 246H193V248H190L191 250H186V251H183L185 254L186 253H192V254H194V256H196V259L198 260V262H200V261H202V257H204V253H205V250L206 249H202V248H200L201 246H203V247H205L206 246V244L208 245V242H211L213 239H215V240H213V241H217L216 239H220L218 236L222 233V231H223V229L227 226V222L226 223H222V221H221V223L220 222H218V221H216V220H214V222L216 221V223H219V226L217 227L216 226V228H211V227H209L208 225H209V221H205L204 220V222L202 221L201 222V220H203V219H200V221ZM212 221H213V219H211ZM256 220V219H255ZM69 221V220H68ZM140 221V220H139ZM147 221V220H146ZM153 221V220H152ZM161 221V220H160ZM166 221H167V219H166ZM233 221V220H232ZM193 222V221H192ZM39 223V222H38ZM182 222H180V224H181ZM212 223V222H211ZM242 223V222H241ZM149 224H151V223H149ZM153 224V223H152ZM151 224V225H152ZM195 224V223H194ZM260 224V223H259ZM88 225V224H87ZM150 225V226H151ZM160 225V224H159ZM211 226H212V224H210ZM230 225V224H229ZM233 225V224H232ZM185 226H189V225H185ZM236 226V225H235ZM238 226H240V225H238ZM152 227H154L153 225H152ZM156 227V226H155ZM174 227V228H175ZM248 227V226H247ZM106 228V227H105ZM139 228V227H138ZM174 228H172V229H174ZM178 228V227H177ZM181 228V227H180ZM188 228H191V227H188ZM195 228V227H194ZM197 228V227H196ZM229 228V227H228ZM257 228H259V227H257ZM148 229V228H147ZM171 229V230H172ZM179 229V228H178ZM193 229V227L191 228V230ZM226 229H227V227H226ZM233 229H235V228H233ZM236 229H238V228H236ZM235 229V230H236ZM240 229V228H239ZM242 229V228H241ZM248 229V228H247ZM247 229H245L246 231H247ZM105 230V229H104ZM146 230V229H145ZM176 230V229H175ZM249 230V229H248ZM186 231V230H185ZM190 231V230H189ZM242 231H244V230H242ZM245 231V232H246ZM146 232H148L147 230H146ZM145 232V233H146ZM169 232V231H168ZM184 232V233H183ZM235 232V231H234ZM122 233H123V231H122ZM148 233H153V232H148ZM208 233H211L210 234V236H209V234ZM89 234V233H88ZM189 234V235H188ZM206 234H208V236H206ZM230 234V233H229ZM229 234H228V236H229ZM239 234V233H238ZM241 234V233H240ZM243 234V233H242ZM246 234V233H245ZM244 234V235H245ZM251 234V233H250ZM259 234V233H258ZM262 234V233H261ZM223 235H224V233H223ZM247 235V234H246ZM102 236V235H101ZM126 236V235H125ZM145 236V235H144ZM148 236V235H147ZM225 236V235H224ZM239 236V235H238ZM127 237V236H126ZM149 237V236H148ZM151 237V236H150ZM226 237V236H225ZM240 237V236H239ZM258 237V236H257ZM36 238V237H35ZM90 238V237H89ZM146 238V237H145ZM144 238V239H145ZM167 238H168V235H167ZM232 238H234V237H232ZM107 239V238H106ZM148 239V238H147ZM146 239V240H147ZM152 239V238H151ZM150 239V240H151ZM228 239H229V237H228ZM75 240V239H74ZM145 240V241H146ZM167 240V239H166ZM170 240H169V242H170ZM221 240V239H220ZM227 240V239H226ZM22 241V240H21ZM70 241V240H69ZM162 241V240H161ZM230 241H232V240H230ZM238 241H239V239H238ZM75 242H77V241H75ZM218 242V241H217ZM220 242V241H219ZM211 243H214V242H211ZM211 243H210V245H211ZM222 243V242H221ZM221 243H219V247H220V244ZM225 243V242H224ZM232 243V242H231ZM230 243V244H231ZM169 243H167V245H168ZM229 244V245H230ZM73 245H74V243H73ZM76 245H77V243H76ZM131 245V244H130ZM166 245V246H167ZM225 245H226V243H225ZM172 246V245H171ZM175 246V245H174ZM223 246V245H222ZM141 247V246H140ZM139 247V248H140ZM216 247V246H215ZM231 247V246H230ZM259 247V246H258ZM73 248H74V246H73ZM166 248H168V247H166ZM218 248V247H217ZM65 249H67V248H65ZM138 249V248H137ZM136 249V250H137ZM221 249H222V247H221ZM239 249V248H238ZM255 249V248H254ZM257 249V248H256ZM259 249V248H258ZM257 249V250H258ZM68 250V249H67ZM139 250V249H138ZM168 250V249H167ZM217 250V249H216ZM215 250V251H216ZM59 251V252H58ZM149 251V250H148ZM190 251V252H189ZM230 251V250H229ZM239 251V250H238ZM255 252H257L256 250H254ZM259 251H263V253H264V246L261 248L260 247V250ZM66 252V251H65ZM137 252V251H136ZM140 252V251H139ZM182 252V253H183ZM199 252V253H198ZM253 252V251H252ZM125 253V252H124ZM130 253V252H129ZM134 253V252H133ZM183 253V254H184ZM254 253V252H253ZM136 254V253H135ZM134 254V255H135ZM184 254V255H185ZM130 255V254H129ZM176 255V254H175ZM263 255V258H261L260 260H258L259 261V264H264V254H262ZM54 256V255H53ZM52 256V257H53ZM246 256V255H245ZM253 256H255V254L253 255ZM68 257V256H67ZM130 257V256H129ZM177 257V256H176ZM252 257V256H251ZM62 258V257H61ZM130 258H132V257H130ZM164 258V257H163ZM243 258V257H242ZM255 258L256 257H252L250 260L251 261H253V263H254V261H256L255 260ZM63 259H64V257H63ZM66 259V258H65ZM78 259V258H77ZM170 259V258H169ZM246 259V258H245ZM259 259V258H258ZM34 260V261H35ZM174 260V259H173ZM250 260L248 259L247 261H249L250 262ZM241 262V261H240ZM244 262V261H243ZM162 263V262H161ZM211 263V262H210ZM252 263V262H251ZM221 264V263H220ZM228 264V263H227ZM238 264V263H237ZM240 264V263H239ZM241 264H243V263H241ZM247 264V263H246ZM256 264V263H255Z\"/></svg>",
	"mask_w": 264,
	"mask_h": 264
},
{
	"label": "snow or ice",
	"instance_id": "3",
	"mask_svg": "<svg viewBox=\"0 0 264 264\" xmlns=\"http://www.w3.org/2000/svg\"><path fill=\"white\" fill-rule=\"evenodd\" d=\"M244 155H245L247 161H248L249 163H251L253 169L259 170V169L257 168L256 162L252 159V157H251L250 155H248L247 153H244ZM261 174L264 175V172H262Z\"/></svg>",
	"mask_w": 264,
	"mask_h": 264
},
{
	"label": "water",
	"instance_id": "4",
	"mask_svg": "<svg viewBox=\"0 0 264 264\" xmlns=\"http://www.w3.org/2000/svg\"><path fill=\"white\" fill-rule=\"evenodd\" d=\"M244 158L246 159L245 155H244Z\"/></svg>",
	"mask_w": 264,
	"mask_h": 264
}]
</instances>
